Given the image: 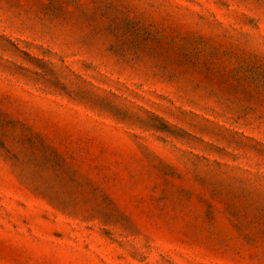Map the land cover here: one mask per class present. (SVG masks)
<instances>
[{"label": "rangeland", "instance_id": "374dc122", "mask_svg": "<svg viewBox=\"0 0 264 264\" xmlns=\"http://www.w3.org/2000/svg\"><path fill=\"white\" fill-rule=\"evenodd\" d=\"M0 264H264V0H0Z\"/></svg>", "mask_w": 264, "mask_h": 264}]
</instances>
